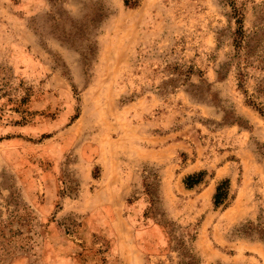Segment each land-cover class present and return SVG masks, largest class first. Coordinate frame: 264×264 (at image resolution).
I'll list each match as a JSON object with an SVG mask.
<instances>
[{"label": "rangeland", "instance_id": "374dc122", "mask_svg": "<svg viewBox=\"0 0 264 264\" xmlns=\"http://www.w3.org/2000/svg\"><path fill=\"white\" fill-rule=\"evenodd\" d=\"M162 218L264 264V0H0V264H177Z\"/></svg>", "mask_w": 264, "mask_h": 264}, {"label": "trees", "instance_id": "16d2710c", "mask_svg": "<svg viewBox=\"0 0 264 264\" xmlns=\"http://www.w3.org/2000/svg\"><path fill=\"white\" fill-rule=\"evenodd\" d=\"M125 3L129 5L130 0H125ZM241 20V17L236 20V22L239 23L236 34L240 40H243L241 37L243 36L244 31ZM205 177V171L195 172L187 175L184 179V183L187 188H193L194 186L201 184L204 181ZM154 186V183H151L148 180L145 183L146 196L148 197L149 202V205L144 213V217L146 218H154V215L157 213L156 205L158 195ZM230 188L231 182L228 178L222 180L217 185L213 201L214 205L217 208L221 205L226 204V201L228 200L230 195ZM128 202H131V200L129 199ZM155 224L161 228L162 232L167 237V252H177V264H200L199 258L193 253L192 249L188 245L187 238H193V234L188 232L187 228L179 225L175 221H168V219L166 218L155 221Z\"/></svg>", "mask_w": 264, "mask_h": 264}]
</instances>
